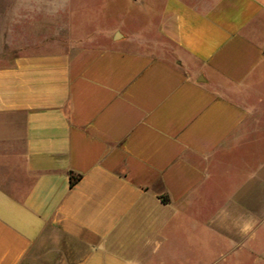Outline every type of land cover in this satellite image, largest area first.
I'll list each match as a JSON object with an SVG mask.
<instances>
[{
	"label": "crops",
	"instance_id": "1",
	"mask_svg": "<svg viewBox=\"0 0 264 264\" xmlns=\"http://www.w3.org/2000/svg\"><path fill=\"white\" fill-rule=\"evenodd\" d=\"M126 2L141 29L0 12V264H173L216 218L264 251V0Z\"/></svg>",
	"mask_w": 264,
	"mask_h": 264
},
{
	"label": "rangeland",
	"instance_id": "2",
	"mask_svg": "<svg viewBox=\"0 0 264 264\" xmlns=\"http://www.w3.org/2000/svg\"><path fill=\"white\" fill-rule=\"evenodd\" d=\"M18 0H0V12L14 13L21 11L17 4ZM142 5H130L126 0H66V9L60 11L59 16L63 15L66 21L74 27L82 26L83 30L88 31L96 28L101 30L112 31L116 27L126 30L128 27L141 29L143 27V19H129L132 13L142 16ZM67 14V15H66ZM98 14L99 19L96 18ZM112 16L116 17L112 19ZM51 27L49 26L48 29ZM222 194L218 195L222 199ZM221 204H217L213 208L215 217L222 213ZM203 222L200 218V223ZM213 230V232H211ZM262 245H264V227L261 232ZM194 248L193 258L185 256L177 258L173 264H264V251L260 257L248 252H232L231 242L225 237V230L222 222L217 221L209 230V234L202 230L200 225L197 232H194ZM66 243V242H64ZM66 257L71 255L65 248ZM52 263V259L49 260ZM48 262V263H49ZM56 260L54 264H57ZM49 263V264H50Z\"/></svg>",
	"mask_w": 264,
	"mask_h": 264
},
{
	"label": "trees",
	"instance_id": "3",
	"mask_svg": "<svg viewBox=\"0 0 264 264\" xmlns=\"http://www.w3.org/2000/svg\"><path fill=\"white\" fill-rule=\"evenodd\" d=\"M71 184L74 185L80 178V175H76L73 172L70 173Z\"/></svg>",
	"mask_w": 264,
	"mask_h": 264
}]
</instances>
